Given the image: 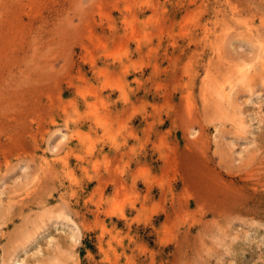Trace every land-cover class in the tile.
<instances>
[{
	"label": "rangeland",
	"instance_id": "obj_1",
	"mask_svg": "<svg viewBox=\"0 0 264 264\" xmlns=\"http://www.w3.org/2000/svg\"><path fill=\"white\" fill-rule=\"evenodd\" d=\"M0 264H264V0H0Z\"/></svg>",
	"mask_w": 264,
	"mask_h": 264
},
{
	"label": "bare ground",
	"instance_id": "obj_2",
	"mask_svg": "<svg viewBox=\"0 0 264 264\" xmlns=\"http://www.w3.org/2000/svg\"><path fill=\"white\" fill-rule=\"evenodd\" d=\"M53 146H54V145H53ZM55 150H56V149H55ZM75 235H76V234H75ZM74 237H75V236H74ZM74 237H73V238H74Z\"/></svg>",
	"mask_w": 264,
	"mask_h": 264
}]
</instances>
